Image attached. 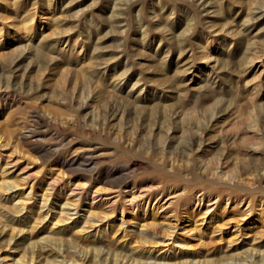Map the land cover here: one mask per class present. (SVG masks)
Returning a JSON list of instances; mask_svg holds the SVG:
<instances>
[{
    "label": "rangeland",
    "instance_id": "374dc122",
    "mask_svg": "<svg viewBox=\"0 0 264 264\" xmlns=\"http://www.w3.org/2000/svg\"><path fill=\"white\" fill-rule=\"evenodd\" d=\"M0 111L33 131L29 143L0 139V194L28 208L0 216V264H45L59 250L68 264L73 253L113 264L115 248L136 258L133 232L146 233L153 209L172 228L152 234V260L264 245L263 192L208 180L264 173V0H0ZM97 206L115 212L92 221ZM220 210L222 239L207 227ZM99 239L113 249L93 253Z\"/></svg>",
    "mask_w": 264,
    "mask_h": 264
},
{
    "label": "bare ground",
    "instance_id": "6f19581e",
    "mask_svg": "<svg viewBox=\"0 0 264 264\" xmlns=\"http://www.w3.org/2000/svg\"><path fill=\"white\" fill-rule=\"evenodd\" d=\"M203 1V0H202ZM51 8H52V6H51ZM34 18V17H33ZM33 18H32V20H33ZM31 19V18H30ZM31 20V21H32ZM25 21H27V19L25 20ZM26 23V22H25ZM30 27H32L31 25H30V22H28V23H26L25 24V26H24V29H25V33L26 34H31V28ZM30 37H31V35H30ZM43 45V44H42ZM180 49V48H179ZM39 52V51H38ZM207 55V54H206ZM43 56V55H42ZM224 65V64H223ZM177 71V70H176ZM163 104V103H162ZM9 112H11V111H9ZM35 114H36V112H35ZM42 115H44V114H42ZM36 116V115H35ZM9 116H8V113L7 112H3V111H0V139H2L1 137V135H3L2 133H8L10 136V140H12V139H14L15 141H22V142H26V143H29L31 140V137H32V135H33V131L31 130V128L28 126H24L23 124H25V123H23L22 124V130H20V129H16V127L14 126V125H12L11 124V122L9 121V118H8ZM11 117V116H10ZM26 117V116H25ZM42 116H40V115H38L37 116V118H41ZM30 118V117H29ZM37 118H36V120H37ZM45 118V117H44ZM18 119V118H17ZM24 119V118H23ZM33 119V118H32ZM47 119V118H46ZM19 120V119H18ZM19 121H21V120H19ZM28 121V120H27ZM30 122V121H29ZM33 122V121H32ZM43 122V121H42ZM21 123V122H20ZM62 123V122H61ZM18 125V124H17ZM16 125V126H17ZM6 135V134H5ZM87 135V134H86ZM194 136V135H193ZM6 137H7V135H6ZM195 137V136H194ZM196 137H197V134H196ZM191 139V138H190ZM8 141V140H7ZM90 148V147H89ZM106 148V147H105ZM85 149V148H84ZM98 149H100V148H98V146H96V147H92L91 149H89V151H87V153L85 152V154H88L87 156H88V161H89V163L91 162V163H93V161H96V158H99V157H101L102 156V154L99 152L98 153ZM113 153H115V149H114V147H113V150H112V152H109V153H107V154H111V155H113ZM79 155V154H78ZM81 155V154H80ZM110 156V155H109ZM122 156V155H121ZM74 157V156H73ZM113 157V156H112ZM111 157V158H112ZM75 158V157H74ZM78 158V157H77ZM76 158V159H77ZM85 157L83 156V159H84ZM100 159V158H99ZM73 160V159H72ZM79 160V159H78ZM101 160V159H100ZM160 160V159H159ZM71 161V160H70ZM76 161V160H75ZM74 161V162H75ZM80 161V160H79ZM98 161V160H97ZM105 162V161H104ZM88 163V162H87ZM160 163V162H159ZM157 165H160V164H157ZM162 165V164H161ZM93 166V165H92ZM161 167V166H160ZM262 170V169H261ZM264 170V169H263ZM105 173V172H104ZM103 174V173H102ZM107 174V173H106ZM203 175L204 176H206L205 175V172H203ZM69 176L70 177H72V175H70L69 174ZM69 176H67V177H69ZM80 176V179H78V182L80 181V182H83L82 184H84V186L86 185V184H88V186H91V184H93L91 187L92 188H96L97 190H100L101 188H98L97 187V185H98V183H104V184H109L107 181H100L99 179H98V177H97V179L96 180H94V179H92L91 177H90V179L88 178V177H86V176H84V175H79ZM75 177V176H74ZM103 177V176H102ZM101 177V178H102ZM197 177V176H196ZM208 177V176H207ZM210 177V176H209ZM106 178H108V177H106ZM214 178V177H213ZM69 179H71V178H69ZM104 179V178H103ZM221 180L219 181V180H210V179H208L209 181H218V183L219 184H221L222 186H225V188L226 187H229V186H231V187H234V188H236V189H248V188H250V189H252V190H256V189H260L262 192H263V194H264V173L262 172V175H260V176H258L257 178H255V179H249V180H244V179H231V178H224V177H221L220 178ZM73 180V179H72ZM76 180V179H75ZM199 180V179H198ZM11 185H13L14 187H19V184L18 183H16V182H13V183H11ZM33 187V186H32ZM10 188H11V186H10ZM21 188V190H23V188L22 187H20ZM8 191V190H7ZM6 190L5 191H3L1 194H0V196H3L4 197V200H5V202H3L4 203V205L2 206V207H0V216H2L1 218H3V219H5V218H7L8 216L5 214L6 212H8V214L9 213H11V214H13V213H17V212H15V208L18 210V212L19 211H21L22 209L24 210L25 208L26 209H28L27 207H25V206H21V205H16V203H15V201H16V197L14 196V195H11V194H8V192H7ZM14 194V193H13ZM23 194H25V193H23ZM19 196H21V195H19ZM44 199L43 200H47L48 199V197L46 196V194H43V195H41ZM250 196H252L251 194H250ZM252 198V197H251ZM30 200V199H29ZM262 201V200H261ZM45 202H47V201H45ZM252 204L254 203V197L252 198ZM6 203H10L12 206H7V205H5ZM80 203V202H79ZM57 204V202L55 201L54 203H53V205H56ZM66 204H69L68 202H66ZM66 204H64V206L63 207H65L66 206ZM67 206H69V205H67ZM261 206H264V201H262V204H261ZM13 207H14V209H13ZM78 207V206H77ZM223 208V207H222ZM19 209H21V210H19ZM31 209V208H30ZM29 209V210H30ZM61 209V208H60ZM224 209H226V206L224 207ZM16 210V211H17ZM63 210V209H62ZM4 211H6L5 213H4ZM35 211V210H34ZM32 209L29 211L30 212V214H33V212H34ZM251 211V210H250ZM22 212V211H21ZM63 212V211H62ZM88 212H90L89 213V216L91 217V219H92V221H99L100 220V218H101V215L103 216L104 215V217H107L108 219H109V217H110V214H112V213H114L115 212V210L114 211H112V212H106L105 210H103V208H102V206H97V207H95V208H89V211ZM24 213V212H23ZM21 214V213H20ZM29 214V215H30ZM36 214H38V213H36ZM158 213H157V211H155L154 209L153 210H151L150 212H148V216L147 217H149L150 218V220L151 221H149V222H147V224L146 225H140V226H142V228H146V233L144 232V231H141V232H133V236H132V240L133 241H135L136 242V244H138L137 246H135V247H131V252L133 253V251H135L136 249H138V251H139V256L137 255L136 256V258H134L133 256H131L130 257V255H126L125 253H127L125 250H124V248L123 249H114V253H113V255H115L116 256V258H115V256L113 257L114 258V263L113 264H200V261H201V258L200 257H203V260L202 261H204V262H206V264H233L232 263V261L234 262V261H236L237 259L238 260H243L242 262H247L248 261V258H250V263L249 264H259V262H260V260H262L261 258H258V259H256V258H254L253 259V256H252V251H256V252H263L264 251V245L262 244V245H257L256 247H252V248H250V249H244L242 246H238V247H233V249L231 250V251H228V252H224V250H222V251H218L217 249H214V251L213 252H209L210 254H206L205 252V254H203V255H201V256H199L198 258H192V259H189V258H186V259H182V257H176V252L174 251L173 252V254H172V256H170V257H164V258H157L155 255L153 256V260L151 259V257H149L148 255L149 254H152V253H154V254H156L157 253V251L158 250H156V251H153L152 250V248L153 247H155L157 244H156V240L153 238V236H152V234H156V235H160L161 234V232H164L165 234H168L170 231H168L169 229H168V226H169V228L171 227L172 228V224H167V228H165V227H162L161 225L162 224H160V223H157L156 221H155V216L157 215ZM225 214V210H223V211H218L217 213H214L212 216H208V218L207 219H209L210 220V222H209V224H207V227L208 228H212V230H214L213 231V233H216V232H219V234H218V236H217V238H219V239H222L223 238V236H224V228L222 227V224L220 223V220H219V218L220 217H222L223 215ZM261 214H262V211L260 212V217H259V221H260V224L261 225H263V221H264V217L263 216H261ZM22 215V214H21ZM27 215V214H26ZM46 215H47V213H46ZM66 215H67V213H66ZM141 215H142V217H145V215H146V212H142L141 213ZM41 216V215H40ZM48 216V215H47ZM194 215H193V213H191V212H187L186 213V217L187 218H192ZM218 216V217H217ZM10 217V216H9ZM34 217V216H33ZM164 217H165V215H164ZM215 217H217L218 219H217V221H215L214 223H212L213 222V219L215 218ZM0 218V219H1ZM21 218V217H20ZM43 218V217H42ZM65 218V217H64ZM88 218V217H87ZM107 218H105V219H107ZM28 219V218H27ZM45 219H46V216H45ZM54 219V218H53ZM62 219V218H61ZM102 219V218H101ZM69 220V219H68ZM21 221H23V220H21ZM87 221V220H86ZM88 221H91V220H88ZM87 221V222H88ZM101 221V220H100ZM37 222V221H36ZM57 222L58 223H62V225H70V223L68 224V223H65V221L63 220H57ZM64 222V223H63ZM91 223V222H90ZM94 223V222H93ZM51 224L52 225H55L56 223L55 222H53V220H51V222H50V224L48 225V226H51ZM0 225H1V221H0ZM34 225V224H33ZM89 225H91V224H89ZM94 225V224H93ZM32 228H33V226H32ZM51 228V227H50ZM35 229V228H34ZM46 229V228H45ZM52 229V228H51ZM48 230V229H47ZM85 230V229H84ZM1 231V230H0ZM3 231V230H2ZM61 231V230H60ZM59 231V232H60ZM97 231H102L101 229H99V230H96L95 231V234H97L98 232ZM4 232V231H3ZM2 232V233H3ZM48 232V231H47ZM50 232V231H49ZM56 232V231H55ZM58 232V234H59V236L58 237H56V238H58V240H55V241H59V243H64L65 244V242L67 243V245L68 246H73L72 248H74V245H76L77 243H78V239H76L75 237H73V236H69L68 238H66V235H64V234H62V233H59ZM57 234V235H58ZM89 234V233H88ZM229 234H233V233H229ZM246 234V233H245ZM264 234V233H263ZM242 234H237V235H235L236 237H238V236H241ZM53 236H55L54 234H53ZM51 238V237H50ZM239 238H237V239H235V240H238ZM100 240V239H99ZM97 241L96 243L94 242L93 243V245H92V251H93V253L94 252H96L97 254H99L100 252H101V250H102V247L101 246H104V248H105V246L108 248H111V246H108V241H107V243L106 242H101V240L100 241ZM48 241V239L46 240V242ZM233 242H234V240H232ZM232 241H230V242H232ZM255 242V241H254ZM131 242H129V244H130ZM55 244H56V242H55ZM90 244V243H89ZM92 244V243H91ZM90 244V245H91ZM156 244V245H155ZM62 245V244H61ZM98 245H101V246H99V248H101V249H99L97 246ZM89 246V245H88ZM129 246V245H128ZM43 247H48L47 248V250H49L50 252H53V250H55L54 252L56 253V250H57V247L55 248V247H53L52 246V244H50L49 242L47 243V244H45V246H43ZM86 247V246H85ZM82 248V247H81ZM108 248V249H109ZM89 249V248H88ZM111 249H113V247L111 248ZM156 249V248H155ZM263 249V250H262ZM95 250V251H94ZM248 250H250L251 252L249 253V251ZM49 251H47V252H49ZM78 251V250H77ZM87 251V250H86ZM89 251H91V250H89ZM50 252H49V254H50ZM103 252V251H102ZM129 252V251H128ZM165 252V251H164ZM32 253V252H31ZM64 253H65V250L63 251V252H60V250L58 251V253L54 256L53 255V257L52 258H50L49 259V257L48 258H46V262H44L45 264H68V261H67V259H66V257H68V256H66V254L64 255ZM87 253V252H86ZM84 254V253H83ZM82 254V255H83ZM111 254V253H110ZM40 255V254H39ZM82 255H75V253H73V254H69V256H71L72 258H71V260L69 259V263L70 264H86V263H88V262H90L89 264H107L106 262H108L107 260H105V262L104 263H100V262H95L94 260H93V258H90V257H88L87 256V254H85L84 256H82ZM96 255V254H95ZM133 255V254H132ZM112 256V255H111ZM31 257V256H30ZM45 257V256H44ZM59 257H63V259H61V260H59L60 258ZM88 257V258H87ZM259 257V256H258ZM262 257L264 258V256L262 255ZM36 258H38V257H33L32 256V259H30L31 260V262H30V264H34V260H36L37 261V259ZM59 258V259H58ZM112 258V259H113ZM15 259V258H14ZM22 259V258H21ZM66 259V260H65ZM106 259V258H105ZM195 259V260H194ZM23 260V259H22ZM111 260V259H110ZM160 260H162V262L160 261ZM82 261V262H81ZM93 261L95 262V263H93ZM231 261V262H230ZM17 262H18V260H17ZM238 263V264H246V263ZM110 263V262H109ZM108 263V264H109ZM28 264V263H27ZM234 264H237V263H234ZM262 264H264V262L262 263Z\"/></svg>",
    "mask_w": 264,
    "mask_h": 264
}]
</instances>
